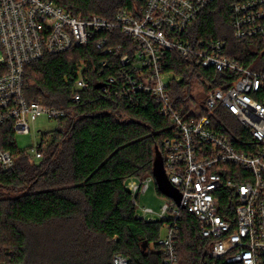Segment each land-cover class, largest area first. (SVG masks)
<instances>
[{
  "label": "built area",
  "instance_id": "obj_1",
  "mask_svg": "<svg viewBox=\"0 0 264 264\" xmlns=\"http://www.w3.org/2000/svg\"><path fill=\"white\" fill-rule=\"evenodd\" d=\"M212 1L133 0L106 21L73 17L46 0H0V125L10 124L14 135L29 134L41 117L58 121L68 112L24 98V67L85 46L104 33L109 37L95 40V49L107 57L99 65L96 85L101 93L130 106L148 96L168 117L171 132L160 153L167 180L181 199L179 206L168 199L159 213L169 223L165 237L153 246L158 264H180V210L196 221L209 258L264 264V0H230L229 5L234 40L258 48L253 69L227 57L224 41L195 39L193 23ZM116 30L125 38L123 44H112ZM172 53L191 65L188 97L179 102L172 99V85L183 76L169 70ZM84 69L79 68L73 84V104L89 88ZM222 126L225 133L218 130ZM27 154L41 158L36 146ZM13 165L10 153L0 149L2 170ZM152 181L125 182L135 208L137 194L148 191ZM142 213L152 211L142 208ZM112 264L128 260L114 256Z\"/></svg>",
  "mask_w": 264,
  "mask_h": 264
},
{
  "label": "trees",
  "instance_id": "obj_2",
  "mask_svg": "<svg viewBox=\"0 0 264 264\" xmlns=\"http://www.w3.org/2000/svg\"><path fill=\"white\" fill-rule=\"evenodd\" d=\"M46 1L73 17L106 21L133 4V0ZM229 5L230 0H213L196 18L191 32L195 39L224 41L227 57L253 69L258 48L234 40ZM114 34L113 45L126 41L119 30ZM101 36L109 34L24 67L27 101L68 110L53 131L41 135L36 145L39 160L18 148L10 124L0 125V149L14 161L9 171L0 167V260L7 264H112L114 256L127 259L128 264L160 263L149 248H157L160 231L169 222L139 218L125 182L153 179L155 150L162 152L170 122L148 96H140L139 104L130 106L101 93L96 85L99 65L107 58L95 49ZM168 60L174 63L169 70L183 76L181 83L172 85V99L183 101L188 97L191 65L176 53ZM82 65L90 84L80 103L73 104L72 88ZM198 71L213 75L210 70ZM223 116L228 119L226 113ZM218 130L226 132L224 126ZM180 215L179 263L225 264L206 255V241L196 221L185 210Z\"/></svg>",
  "mask_w": 264,
  "mask_h": 264
},
{
  "label": "rangeland",
  "instance_id": "obj_3",
  "mask_svg": "<svg viewBox=\"0 0 264 264\" xmlns=\"http://www.w3.org/2000/svg\"><path fill=\"white\" fill-rule=\"evenodd\" d=\"M2 52L0 51V58ZM56 122L54 120H47L44 117L37 119L30 126V132L27 135H14V141L19 149L25 150L27 153L34 148L40 141V137L44 133L51 132L55 129ZM136 200L138 207L136 208V215L145 221H160L162 217L159 216L161 208L164 204L168 203V198L159 195L154 181L150 183L148 191L144 194H137ZM142 208L150 209L152 213L144 215ZM164 218V217H163ZM165 218H168L167 216ZM167 225L164 224L160 231V238L165 237L167 233ZM150 251L152 252L154 247L150 245Z\"/></svg>",
  "mask_w": 264,
  "mask_h": 264
},
{
  "label": "water",
  "instance_id": "obj_4",
  "mask_svg": "<svg viewBox=\"0 0 264 264\" xmlns=\"http://www.w3.org/2000/svg\"><path fill=\"white\" fill-rule=\"evenodd\" d=\"M152 177L158 192L175 202L177 206L180 204L181 196L178 191L168 182L164 172L162 156L159 150H155V159L153 162ZM146 243L143 245V249L146 248Z\"/></svg>",
  "mask_w": 264,
  "mask_h": 264
}]
</instances>
